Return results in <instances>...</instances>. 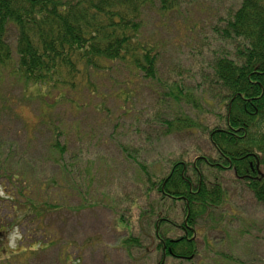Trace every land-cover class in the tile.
<instances>
[{
	"label": "rangeland",
	"instance_id": "1",
	"mask_svg": "<svg viewBox=\"0 0 264 264\" xmlns=\"http://www.w3.org/2000/svg\"><path fill=\"white\" fill-rule=\"evenodd\" d=\"M235 5L181 0L165 13L146 7L140 33L158 50L156 81L111 66L63 96L57 89L41 96L0 70V264H159L158 236L182 235L184 205L148 191L144 170L155 180L173 159L216 155L203 128L214 127L226 100L219 104L220 92L205 86L208 100L194 107L168 91L183 80L201 92L200 69L209 71V56L228 48L216 25ZM182 114L201 126L161 133L167 119ZM54 127L66 135L62 161L70 173L50 150ZM220 180L224 201L193 231L197 254L190 261L167 256L163 264H264V204L232 172ZM37 194L40 215L24 216L25 205L33 209L26 198Z\"/></svg>",
	"mask_w": 264,
	"mask_h": 264
},
{
	"label": "trees",
	"instance_id": "2",
	"mask_svg": "<svg viewBox=\"0 0 264 264\" xmlns=\"http://www.w3.org/2000/svg\"><path fill=\"white\" fill-rule=\"evenodd\" d=\"M231 1L236 4L234 9L215 28L217 40L228 48L209 56V71L200 69L196 80L201 92H195L198 87L192 88L191 81L187 84L183 80L168 91L175 102L184 99L194 107L208 100L205 86L220 92L219 104L226 100L224 114L218 115L214 127L203 128L216 155H201L192 162L173 159L169 172L155 180L144 170L148 191L154 189L162 198L184 205L180 227L186 234L176 239L160 237L159 219L160 223L169 221L164 217L157 220L160 261L163 255L190 261L197 254L193 231L200 219L211 217L224 201L226 191L220 182L224 171L232 172L237 182L264 204V0ZM180 2L0 0V70L14 73L25 87H33L41 96L52 89L63 96V91L88 83L92 74L111 66L122 67L136 78L156 81L159 53L141 38L143 11L157 6L164 13L170 12ZM10 30L14 31L13 43L8 40ZM128 97L124 93L125 100ZM182 115L167 119V130L161 133L193 132L191 129L201 126ZM52 133L50 150L60 168L70 173L62 161L67 151L66 135L57 127ZM118 144L126 152L127 145ZM33 199L26 198L33 209L25 205L24 216L40 215L39 195Z\"/></svg>",
	"mask_w": 264,
	"mask_h": 264
},
{
	"label": "flooded vegetation",
	"instance_id": "3",
	"mask_svg": "<svg viewBox=\"0 0 264 264\" xmlns=\"http://www.w3.org/2000/svg\"><path fill=\"white\" fill-rule=\"evenodd\" d=\"M182 232H184V233L186 234V231H183V230H182ZM193 234H194V233H193ZM193 239H194V238H193ZM169 256L174 257V256H172V255H169ZM165 257H166V256L164 255V256H163V259H164ZM163 259H162V261H160V264H163Z\"/></svg>",
	"mask_w": 264,
	"mask_h": 264
}]
</instances>
